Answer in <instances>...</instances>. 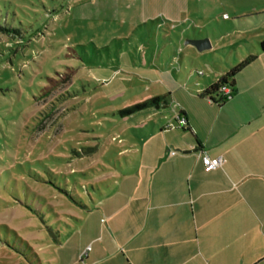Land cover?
I'll use <instances>...</instances> for the list:
<instances>
[{"label": "rangeland", "instance_id": "1", "mask_svg": "<svg viewBox=\"0 0 264 264\" xmlns=\"http://www.w3.org/2000/svg\"><path fill=\"white\" fill-rule=\"evenodd\" d=\"M250 7L264 0H0V264L87 263L86 223L147 114L120 112L192 68L194 34L212 47L193 72L225 68L226 24Z\"/></svg>", "mask_w": 264, "mask_h": 264}, {"label": "crops", "instance_id": "2", "mask_svg": "<svg viewBox=\"0 0 264 264\" xmlns=\"http://www.w3.org/2000/svg\"><path fill=\"white\" fill-rule=\"evenodd\" d=\"M233 13L226 34L240 51L231 45L226 67L201 78L193 65L207 52L189 53L192 68L172 65L175 82L150 97L165 102L137 112L147 114L119 152L126 165L109 175L97 226L86 223L85 264H264V7ZM251 54L223 105L203 95ZM206 155L227 162L208 172Z\"/></svg>", "mask_w": 264, "mask_h": 264}, {"label": "trees", "instance_id": "3", "mask_svg": "<svg viewBox=\"0 0 264 264\" xmlns=\"http://www.w3.org/2000/svg\"><path fill=\"white\" fill-rule=\"evenodd\" d=\"M260 47L264 51V39L260 42ZM256 59V56L249 55L239 64L234 65L223 77H221L216 83L211 85L208 89L203 92V95L207 96L213 102L217 104L223 105L226 101L219 94V88L221 85L228 84L231 87L234 86V79L238 75V73L247 65L252 63ZM162 102H165L164 96H155L152 98H148L139 103L132 104L126 108H124L120 113L123 117L135 114L139 111H142L146 108L154 107L160 105Z\"/></svg>", "mask_w": 264, "mask_h": 264}, {"label": "built area", "instance_id": "4", "mask_svg": "<svg viewBox=\"0 0 264 264\" xmlns=\"http://www.w3.org/2000/svg\"><path fill=\"white\" fill-rule=\"evenodd\" d=\"M232 93H234L233 88L228 84L221 85L219 88V94L225 101L232 96ZM177 120L180 126H183L187 122V118L185 117H178ZM171 153L175 154L176 151H172ZM226 162L227 160L224 156L210 157L206 155L204 156V169L208 172L218 168L220 169L226 164ZM89 249L90 248L88 247L87 250Z\"/></svg>", "mask_w": 264, "mask_h": 264}, {"label": "water", "instance_id": "5", "mask_svg": "<svg viewBox=\"0 0 264 264\" xmlns=\"http://www.w3.org/2000/svg\"><path fill=\"white\" fill-rule=\"evenodd\" d=\"M191 43L198 48L199 51L210 49L212 47L211 42L209 41V38H203L199 40L192 39ZM196 151V150H195Z\"/></svg>", "mask_w": 264, "mask_h": 264}]
</instances>
